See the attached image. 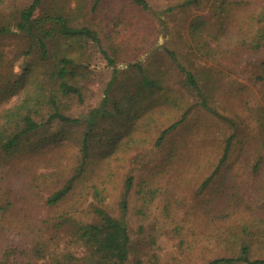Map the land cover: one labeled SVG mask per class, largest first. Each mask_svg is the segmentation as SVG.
I'll list each match as a JSON object with an SVG mask.
<instances>
[{"label": "rangeland", "instance_id": "1", "mask_svg": "<svg viewBox=\"0 0 264 264\" xmlns=\"http://www.w3.org/2000/svg\"><path fill=\"white\" fill-rule=\"evenodd\" d=\"M5 1L0 22L13 20L31 0ZM43 1L35 15L52 2ZM146 1L148 9L131 0L97 3L86 22L102 28L101 49L88 43L93 73L85 82L84 101L74 100L62 113L64 119H54L32 138L48 140L11 155L0 152V264L77 263L83 250L74 242L75 222L97 223L94 206L120 217L122 200L133 248L130 264H204L234 256L241 242L233 233L240 240L253 239L251 258H264L261 238L251 235L264 218V102L257 79L264 43L254 46L256 26L247 20L264 0L230 4L220 21L210 10L212 0L188 5L183 0ZM73 2L65 0L70 6ZM23 45L20 36L0 38V86L14 76V55ZM134 62L147 72L166 73L171 101L159 91L152 89L150 95L145 90L138 111L118 118L111 143L92 148L73 188L50 203L80 160L84 125L78 118L102 102L113 68ZM186 72L195 75L201 94L185 84ZM118 77L119 84L111 88L116 93L133 79L122 72ZM186 109L187 117L155 143L160 130ZM133 119L136 130L129 142L126 129ZM59 130L60 136L52 138ZM226 143V159L203 188ZM94 184L104 186L103 198L94 197Z\"/></svg>", "mask_w": 264, "mask_h": 264}, {"label": "trees", "instance_id": "2", "mask_svg": "<svg viewBox=\"0 0 264 264\" xmlns=\"http://www.w3.org/2000/svg\"><path fill=\"white\" fill-rule=\"evenodd\" d=\"M99 1L74 0L70 6L65 3V0H52L49 8H41L39 14L35 15L36 9L44 1L31 0L28 5L17 11L13 20H7L5 17V20L0 22V38L20 36L24 42L22 50L14 55L15 64H12L15 66L14 76L7 78L0 86V97L5 98V106L0 109V152L3 154L11 155L22 149L36 147L48 140L44 136L36 140L32 138L42 127L49 126L54 119H64L62 113L73 105L74 100L84 101L85 82L93 73L90 69L91 54H87L89 52L88 43L92 42L100 48L99 37L102 31V28L97 27L96 22L86 21H89L88 15L96 10L95 6ZM131 1L141 9H148L146 0ZM239 3V0H212L210 10L220 21L222 17H227L230 4ZM4 4L6 1L0 0V6ZM182 4H200V0H183ZM249 19L256 26L254 46L262 47L264 43V5L257 12L254 11L251 16L248 15L247 20ZM195 22H200L199 18ZM101 52L105 51L101 50ZM258 66L261 73L257 75V79L262 83L264 102V59L258 62ZM121 72L132 75L133 79L129 82L131 86L124 85L122 89L121 85L119 87L121 90L119 89L116 93L111 88L119 84L116 82ZM112 75V81L110 84L107 83L99 106L91 107L86 116L77 120L84 125L78 153L80 160L65 184L49 197L48 201L52 204L60 201L73 188L75 179L87 167L92 148L111 143L117 130L118 118L128 110L136 111L137 109L138 111L143 105L144 93L149 92L151 95L154 90L159 91L167 102L173 97L167 86L164 71L159 74L147 72L141 64L134 62L121 68L118 66L113 68ZM185 77V84L195 93L201 94L202 90L196 82L195 75L186 72ZM121 82L122 79L120 84ZM12 96L16 97L13 101ZM188 113L189 109H186L179 120L160 130L155 143L160 144L167 134L187 117ZM134 120L126 129L129 142L136 130ZM97 126H99V131H93ZM124 127L125 125H122L121 128ZM61 132L62 130L57 131L52 138L60 136ZM229 150L230 146L226 143L216 167L202 181L203 188L220 170ZM104 153H106L105 150ZM261 162L262 159L256 161L258 165ZM129 182L130 180H126L128 186ZM92 188L94 197L99 198L104 195V186L99 188L94 184ZM120 206L122 208L120 217H113L99 206H94L93 211L99 219L97 223L75 222L74 242L83 250L82 257L75 258L77 261L75 264H130V254L133 248L123 217L126 207L125 200L121 201ZM255 224L258 227L251 235L255 238L258 234L264 248V218ZM245 227L241 228L244 233L248 230ZM233 236L241 242L237 254L220 256L204 264H264V258L250 257L253 239L240 240L234 233ZM227 239L232 242L231 237Z\"/></svg>", "mask_w": 264, "mask_h": 264}]
</instances>
